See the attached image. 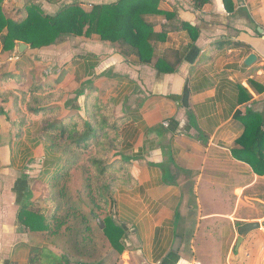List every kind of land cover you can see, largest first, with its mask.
<instances>
[{
    "label": "crops",
    "instance_id": "crops-1",
    "mask_svg": "<svg viewBox=\"0 0 264 264\" xmlns=\"http://www.w3.org/2000/svg\"><path fill=\"white\" fill-rule=\"evenodd\" d=\"M116 1L1 0V7L10 17L30 2L54 15L72 3L89 9ZM230 4L228 10L223 0H208L201 8H195L191 0H157L158 9L170 17L144 15L153 31L182 22L192 28L170 30L163 42H156L158 51L185 50L171 73L122 57L96 35L61 36L53 45L39 49L27 44L15 58L18 67L11 76L23 74L20 69L24 71L29 63L28 54H36L32 61L37 64L56 66L42 72L57 74L55 81L37 73L23 74L21 85L27 86L33 77L42 83H59L66 92L79 91L72 98L82 97L81 103L63 101L62 114L81 109L84 93L94 87L114 100L115 116L127 117L118 156L130 159L137 184L118 190L113 199L126 245L118 264H222L221 249L224 244L228 248L233 236L230 225L237 219L239 205L248 199L264 204L260 189L264 177L231 155L243 130L234 119L235 111L264 115V0H230ZM227 41L240 45L214 52L211 44ZM251 53L255 61L244 64ZM3 75L0 90L21 86L12 78L3 80ZM239 86L251 95L240 104ZM0 137L5 143L4 157L0 156V264H26L29 239L15 223L17 210L27 192L34 196V189L45 187L61 169L62 157L37 137L33 124L15 141L8 120ZM250 220L257 221L244 222ZM263 234H254L258 241L252 250L259 246L258 251H264ZM251 236L241 242L249 243ZM194 239L199 242L195 248L191 245ZM230 248L233 251H225L223 257L227 264L236 250ZM44 251L51 261L64 264L52 246L44 245ZM247 256L238 262L251 264V253ZM260 263L264 264V255Z\"/></svg>",
    "mask_w": 264,
    "mask_h": 264
},
{
    "label": "trees",
    "instance_id": "trees-1",
    "mask_svg": "<svg viewBox=\"0 0 264 264\" xmlns=\"http://www.w3.org/2000/svg\"><path fill=\"white\" fill-rule=\"evenodd\" d=\"M191 1L195 8H201L208 0ZM223 1L225 8L231 10L230 0ZM146 14L170 17L158 9L157 0H118L92 5L89 9L72 3L54 15L27 2L17 10L16 16L9 17L0 0L1 52H10L16 41L39 49L53 45L61 36L96 35L112 44L126 59L133 57L138 64L150 65L161 73L174 72L185 50L158 51L156 42H163L170 30L192 28L182 22L153 31L144 20ZM239 45L229 41L211 44L214 52ZM10 75L5 73L2 79L9 80ZM23 78V74H18L12 79L21 85ZM65 95L68 93L59 83H42L33 77L24 89L0 90L1 101L11 110V117L7 118L12 138L18 141L33 124L37 137L51 152L62 157V167L46 182V194L39 198L40 202L27 192L17 210L15 223L29 239L26 264H56L44 251L45 244L61 253L64 264L65 261L113 264L126 245L124 229L110 213V207L118 190L137 184L130 159L118 156L121 127L127 117L115 116L114 100L105 98L94 87L84 93L81 109L62 114L60 102ZM250 98V93L239 86L238 103ZM233 116L241 122L243 130L231 149L232 157L248 164L254 174L264 176V115L241 114L236 110ZM76 215H81L82 224L72 227L69 223ZM97 219L103 222V228ZM61 220L65 228L58 231ZM94 221L96 229L90 225Z\"/></svg>",
    "mask_w": 264,
    "mask_h": 264
},
{
    "label": "rangeland",
    "instance_id": "rangeland-1",
    "mask_svg": "<svg viewBox=\"0 0 264 264\" xmlns=\"http://www.w3.org/2000/svg\"><path fill=\"white\" fill-rule=\"evenodd\" d=\"M16 16V15H15ZM24 52V51H23ZM23 52L21 53V54H17V56H14V55H12V51H10V52H8V53H3V52H1V45H0V74H4V73H11L12 75H14L13 73H16V70H17V64H15L16 62H15V58H17V57H19L20 55H22L23 54ZM33 55L34 54H31V55H29L28 54V56H25V57H27V59H28V61H29V63H26V65L24 66V71H22L21 69H20V72H23V74L24 75H27V74H33V73H37V74H39V75H42V76H45L42 72L43 71H51V69H55L56 68V66H52V67H49L50 66V64H45L44 62H39V64H37V63H35V62H33L32 61V58L33 59H35V56H36V54H35V56L33 57ZM30 61H32V62H30ZM45 77H48L49 78V80H50V82H53V81H55L57 78H58V75L57 74H50V75H46ZM10 78H14V76H11L10 75ZM52 79H53V81H52ZM39 80L40 79H38V82H39ZM6 81V80H5ZM3 82V81H2ZM44 82V81H43ZM14 84V83H13ZM12 84V86H15V85H13ZM4 85V84H3ZM73 85V84H72ZM0 87H1V85H0ZM19 88H21V89H24L25 87H26V85H21V86H18ZM71 87V85H68V89ZM3 89V88H2ZM68 93V95H65L64 96V98L61 100V102H60V105L62 106H64V103H63V101L65 102V101H67V100H70V102H72L73 101V98L72 97H74V96H76V94L74 93H70V92H67ZM66 96H67V98H66ZM66 98V99H65ZM81 99H82V97L79 99L78 98V100L77 101H73L74 102V104H76V105H79V103H81ZM83 102V101H82ZM0 109L1 110H3L2 112L0 111V130L1 131H4V128H5V126L6 125H8V118H7V116L8 117H11V110H10V108H9V106L8 105H5L2 101H1V97H0ZM8 127V126H7ZM1 138V140H0V156L3 158L4 157V148H3V146L5 145V143L2 141V137H0ZM6 144H8V142H6ZM34 164V163H33ZM264 177V176H263ZM46 186V185H45ZM261 191H263L264 190V185H262L261 186ZM34 196H33V194H32V197L36 200H39V198L41 197V196H43V195H45L46 194V189H45V187H42V186H40V187H38L37 186V188L36 189H34ZM256 192H258L259 193V190H257L256 189ZM264 193V192H263ZM263 193H261V194H263ZM39 195V197H37ZM39 202H40V200H39ZM110 213L115 217V212H114V210H113V206H111L110 207ZM79 214V213H78ZM264 204H260V203H258V202H255V201H252L251 199H248V200H246V201H244V203L243 204H240L239 205V207H238V209H237V212H236V214H235V218H237L236 220L234 219H232L233 221H232V223H231V225H230V229H231V232L233 233V236L229 239V242H228V248H226V245L224 244L223 245V249H221V261H222V264H227V262H224V259H223V257H224V255H225V251H227V250H232L233 251V249H231L230 247L232 246V248H234L235 247V241H236V238H237V236L239 235V233H238V228L243 224V223H245L244 221H245V219H246V221L247 220H249V219H251V218H254V219H256L257 221H260V222H262L263 220H264ZM81 215H86L85 213L84 214H81ZM80 215V216H81ZM80 216H74L73 218V220H71V222L69 223V224H71V226L72 227H74V226H77V225H80V224H82V220H81V218H80ZM251 221V220H250ZM64 221H62L61 220V225H60V227H58L56 230H58V231H60V230H62V229H64L65 228V226H64V223H63ZM93 224V225H92ZM92 224H90L91 225V227L93 228L94 227V229H96V227H97V224L95 223V221L94 222H92ZM264 233V228L262 227V228H259V229H256V230H253V231H251V232H249L245 237H250L251 235V238H249V243H247V244H244V243H240L239 244V246L237 247V249L234 251V255L232 256L233 258H230V263H228V264H243V262H238L239 261V259H241V258H239V257H248L247 256V254L248 253H251V255L252 256H250L251 257V259H252V261H251V264H253V263H256V264H261L260 262H261V257L264 255V254H262L264 251H258V247L259 246H256L253 250H252V248H253V245L258 241L257 240V237H256V235H254V234H256V233ZM82 234V233H81ZM189 234H192V232L190 231L189 232ZM258 235V234H257ZM264 235V234H263ZM190 236V235H189ZM221 238V237H220ZM220 238H219V240H220ZM201 239V238H200ZM203 240V239H202ZM202 240H201V242H202ZM261 241H264V240H261ZM261 241H259L258 243H257V245H259L260 243H261ZM185 242L187 243V245L189 246V248L187 249L188 251H190V237H187V238H185ZM199 243V242H198ZM198 243H197V241H196V239H194L193 240V242H191V245L195 248V247H197L198 246ZM46 245H48L49 246V244H45V246ZM96 245L97 246H100V243H96ZM102 245V244H101ZM103 247V246H102ZM226 249V250H225ZM253 251H255V253L253 252ZM58 252V251H57ZM59 253V252H58ZM60 254V257L61 258H63L62 257V255H61V253H59ZM191 254V253H190ZM255 258V259H254ZM114 259H116V261H113L114 263L113 264H118L119 263V258H114ZM224 262V263H223ZM102 264H107V263H105V261H103V263Z\"/></svg>",
    "mask_w": 264,
    "mask_h": 264
},
{
    "label": "water",
    "instance_id": "water-1",
    "mask_svg": "<svg viewBox=\"0 0 264 264\" xmlns=\"http://www.w3.org/2000/svg\"><path fill=\"white\" fill-rule=\"evenodd\" d=\"M27 48V44L21 41H16L14 48L11 50L12 51V55L17 56V54H21L25 49ZM256 59V55L251 53L249 54L245 61L244 64L246 65H250L253 61H255ZM97 222L99 224V226L101 228L104 227V224L101 220L97 219ZM264 228V220L262 222L260 221H248L243 223L239 228H238V233L239 235L236 238L235 241V249H237V247L239 246V244L241 243L242 239L251 231L259 229V228ZM65 264H77L74 262H70V261H65Z\"/></svg>",
    "mask_w": 264,
    "mask_h": 264
}]
</instances>
